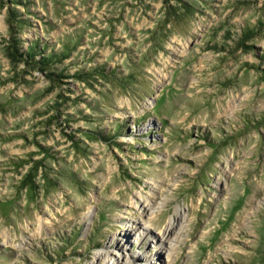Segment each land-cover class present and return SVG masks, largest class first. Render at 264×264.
Here are the masks:
<instances>
[{
	"label": "rangeland",
	"instance_id": "374dc122",
	"mask_svg": "<svg viewBox=\"0 0 264 264\" xmlns=\"http://www.w3.org/2000/svg\"><path fill=\"white\" fill-rule=\"evenodd\" d=\"M173 243L264 264V0H0V264Z\"/></svg>",
	"mask_w": 264,
	"mask_h": 264
},
{
	"label": "bare ground",
	"instance_id": "6f19581e",
	"mask_svg": "<svg viewBox=\"0 0 264 264\" xmlns=\"http://www.w3.org/2000/svg\"><path fill=\"white\" fill-rule=\"evenodd\" d=\"M145 210H146V212H149V209H147L146 207H145ZM175 212L176 213H175V215H172V218L169 221L168 226L165 228V230H163V234L167 233V231H168L167 238L163 239V237L161 238L158 235V238H159L158 242L161 244L166 241V243L169 245L171 239L176 241V243H179L182 240L183 230L186 226V224H185V222H186L185 215L186 214L185 213L182 214L178 209H176ZM150 214L151 213H148V216H149L148 221H146V220L144 221L145 229H146V232L148 233L147 235L151 234L152 236L157 237V234L154 235L153 227H152V225L154 224L155 216H151ZM174 245H175V243H173V245H171L169 247L167 257L164 258L163 264H174V260L177 257V255H175L177 250H176V247H174ZM107 256L108 255L105 254V255L101 256V258L103 259V258H106ZM113 256H110V257L112 258ZM129 263L130 264L132 263L131 258H129Z\"/></svg>",
	"mask_w": 264,
	"mask_h": 264
},
{
	"label": "trees",
	"instance_id": "16d2710c",
	"mask_svg": "<svg viewBox=\"0 0 264 264\" xmlns=\"http://www.w3.org/2000/svg\"><path fill=\"white\" fill-rule=\"evenodd\" d=\"M35 54L36 53L34 51H30L29 54H28V56L29 57H33V55H35ZM45 59H46L45 57L42 58V60H45Z\"/></svg>",
	"mask_w": 264,
	"mask_h": 264
}]
</instances>
